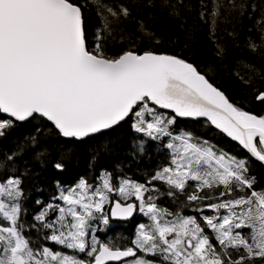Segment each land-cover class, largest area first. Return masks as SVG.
<instances>
[{
	"label": "snow or ice",
	"instance_id": "1",
	"mask_svg": "<svg viewBox=\"0 0 264 264\" xmlns=\"http://www.w3.org/2000/svg\"><path fill=\"white\" fill-rule=\"evenodd\" d=\"M193 11L213 39L221 25L232 24L229 35L235 36V25L252 18L250 31H257L261 43L249 40L248 46L264 49V0L259 18L248 0H0V113L9 117L0 119V137L14 122L39 118L59 136L81 142L102 140L126 122L151 140L168 138L167 162L146 182L121 176L114 183L105 172L98 186L81 180L59 189L53 198L59 203L42 206L34 219L45 231L43 239L72 254L29 238L22 181L5 173L0 264H264V188L254 187L247 161L172 128L177 117L206 118L264 162V115L234 104L197 63L159 50L172 42L168 23L189 36L187 16ZM217 55H224L219 46ZM254 98L264 103V90ZM134 147L143 152V141ZM54 167L62 171L65 164L58 160ZM154 182L165 185L169 197L185 196V206L194 203L199 217L161 207ZM137 211L150 224L138 225L130 246L92 235L95 220L108 225L110 217L127 220Z\"/></svg>",
	"mask_w": 264,
	"mask_h": 264
},
{
	"label": "trees",
	"instance_id": "2",
	"mask_svg": "<svg viewBox=\"0 0 264 264\" xmlns=\"http://www.w3.org/2000/svg\"><path fill=\"white\" fill-rule=\"evenodd\" d=\"M108 2L112 3L113 0ZM193 2L195 3V0ZM248 3L256 8L253 17L259 18L262 0H248ZM137 14L143 15L140 9H137ZM90 16L92 23L98 22L94 10L90 12ZM187 21L190 25L187 38L179 24L168 23L167 32L173 39L171 43L166 42L161 45L159 50L182 54L197 63L203 71L208 72L214 85L234 104L252 114L264 115V103L254 98L259 91L264 90V49L258 48L252 51L248 46L249 40L257 45L261 43L257 31H250L253 19L245 18L241 23L236 24L235 36L229 35L233 28L232 24L221 25L214 39L210 37L208 28L199 21L195 11L187 16ZM218 46L224 50L223 56L217 55ZM0 119L6 118L0 114ZM37 127L41 129L39 133L36 131ZM172 128L174 134H179L180 130L190 132L215 149L246 160L248 174L256 180L254 187L257 190L264 188V168L252 161L239 147L213 130L206 122L176 119ZM33 136L37 139L36 144L32 142ZM167 140V137L162 141L151 140L136 133L131 127V122L123 123L102 140L89 139L83 142L61 138L48 122L39 118L23 124L14 122V125L5 131V135L0 137V162L5 163V167L0 168V177L7 173L19 177L22 181L21 187L24 192L22 205L25 210L22 220L29 238L37 245L47 243L56 250L72 254L71 250L54 246L43 239L45 231L41 230L40 223L34 219L42 206L52 202L59 203L53 201V198L59 195V189L74 188L81 180L87 181L93 187L98 186L105 172L113 174L114 183L121 176L141 183L146 182L151 174L167 162L168 149L164 147ZM140 141H143V152L137 151L134 147ZM13 153L16 154L14 159L6 161V157ZM37 153L43 155L37 159ZM58 160H63L65 164L62 171L54 167ZM154 183L160 189L156 202L161 207L179 212L181 215L199 217L194 203L185 206L187 203L185 196L169 197L166 195L165 185ZM153 195L155 196L156 193ZM112 199L119 197L113 194ZM37 201L40 203L38 204ZM129 202L138 204L133 198ZM110 207L111 204L105 206V214L109 215ZM138 214L139 218L136 217L125 225H116L110 220L108 225H104L102 220L97 219L93 222L92 235L103 243L119 247L130 246L138 225L150 224L148 217L143 218L140 212ZM205 214L210 213L206 210ZM33 224L36 227H32ZM79 255L83 258V254Z\"/></svg>",
	"mask_w": 264,
	"mask_h": 264
},
{
	"label": "water",
	"instance_id": "3",
	"mask_svg": "<svg viewBox=\"0 0 264 264\" xmlns=\"http://www.w3.org/2000/svg\"><path fill=\"white\" fill-rule=\"evenodd\" d=\"M158 111L160 112H164V113H167V114H170L172 116H174L175 114L171 111V110H166V109H158ZM1 116H3L4 118L8 119L9 117L7 116V114H2L0 113ZM177 120H181V121H190V122H197V121H204L206 122L213 130H215L217 133L221 134L223 137H225L229 142H231L232 144L236 145L237 147L240 148L241 151H243L252 161L256 162L257 164H259L260 166H262L264 168V162H260L258 161L256 158L254 157H251V155L247 152V150L243 149V147L237 142V141H234L232 140L230 137L227 136L226 133H223L221 130L217 129L214 125H212L210 123V121H207L206 118H198V119H192V118H181V117H177L176 118ZM46 121V120H45ZM27 122V121H25ZM25 122H15V123H19V124H23ZM47 122V121H46ZM50 124V122H48ZM51 125V124H50ZM63 138V137H62ZM65 140H72V139H68V138H63ZM112 206V205H111ZM109 216H110V211H109ZM136 216V213L133 214L132 217L128 218L127 220H121V219H118V218H111L110 217V221L113 223V224H117V225H125L131 221H133L134 217Z\"/></svg>",
	"mask_w": 264,
	"mask_h": 264
},
{
	"label": "flooded vegetation",
	"instance_id": "4",
	"mask_svg": "<svg viewBox=\"0 0 264 264\" xmlns=\"http://www.w3.org/2000/svg\"><path fill=\"white\" fill-rule=\"evenodd\" d=\"M156 183H160V184H162L161 182H156ZM163 185V184H162ZM154 194V193H153ZM134 199V198H133ZM137 213H139V211H137L136 212V216L134 217V219L136 218V217H138L139 218V214H137ZM141 216L143 217V218H145L146 216L144 215V214H142L141 213ZM141 216H140V218H141Z\"/></svg>",
	"mask_w": 264,
	"mask_h": 264
},
{
	"label": "bare ground",
	"instance_id": "5",
	"mask_svg": "<svg viewBox=\"0 0 264 264\" xmlns=\"http://www.w3.org/2000/svg\"><path fill=\"white\" fill-rule=\"evenodd\" d=\"M62 138V137H61Z\"/></svg>",
	"mask_w": 264,
	"mask_h": 264
},
{
	"label": "rangeland",
	"instance_id": "6",
	"mask_svg": "<svg viewBox=\"0 0 264 264\" xmlns=\"http://www.w3.org/2000/svg\"><path fill=\"white\" fill-rule=\"evenodd\" d=\"M106 206V205H105Z\"/></svg>",
	"mask_w": 264,
	"mask_h": 264
}]
</instances>
